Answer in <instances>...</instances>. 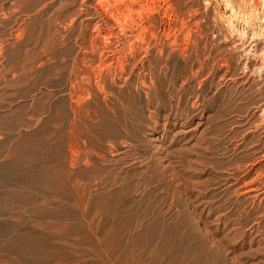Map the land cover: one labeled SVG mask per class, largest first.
Returning <instances> with one entry per match:
<instances>
[{
	"label": "rangeland",
	"instance_id": "rangeland-1",
	"mask_svg": "<svg viewBox=\"0 0 264 264\" xmlns=\"http://www.w3.org/2000/svg\"><path fill=\"white\" fill-rule=\"evenodd\" d=\"M227 34L204 0H0V264H264Z\"/></svg>",
	"mask_w": 264,
	"mask_h": 264
},
{
	"label": "clouds",
	"instance_id": "clouds-1",
	"mask_svg": "<svg viewBox=\"0 0 264 264\" xmlns=\"http://www.w3.org/2000/svg\"><path fill=\"white\" fill-rule=\"evenodd\" d=\"M204 7L227 30L225 40L234 41L241 71L264 82V0H204Z\"/></svg>",
	"mask_w": 264,
	"mask_h": 264
},
{
	"label": "bare ground",
	"instance_id": "bare-ground-1",
	"mask_svg": "<svg viewBox=\"0 0 264 264\" xmlns=\"http://www.w3.org/2000/svg\"><path fill=\"white\" fill-rule=\"evenodd\" d=\"M175 85V84H174Z\"/></svg>",
	"mask_w": 264,
	"mask_h": 264
}]
</instances>
